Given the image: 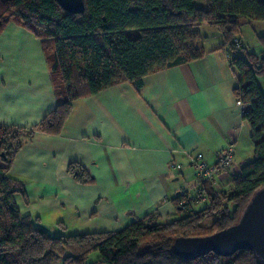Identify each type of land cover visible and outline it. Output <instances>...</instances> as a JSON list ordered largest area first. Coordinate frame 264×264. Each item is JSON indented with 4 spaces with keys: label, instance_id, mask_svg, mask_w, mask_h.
<instances>
[{
    "label": "crops",
    "instance_id": "0c3cea01",
    "mask_svg": "<svg viewBox=\"0 0 264 264\" xmlns=\"http://www.w3.org/2000/svg\"><path fill=\"white\" fill-rule=\"evenodd\" d=\"M211 29L194 27L202 57L146 75L140 87L123 82L84 94L60 132L47 134L38 125L57 98L45 54L29 30L8 23L0 31V126L33 131L8 166L23 184L25 195H15L21 214L46 227L62 225L70 235L118 231L153 212L173 214L178 193L194 195L196 154L212 166L232 147V166L213 183L226 189L232 173L253 158L252 131L235 104L234 53L220 32L205 35ZM99 258L93 252L88 262Z\"/></svg>",
    "mask_w": 264,
    "mask_h": 264
},
{
    "label": "trees",
    "instance_id": "16d2710c",
    "mask_svg": "<svg viewBox=\"0 0 264 264\" xmlns=\"http://www.w3.org/2000/svg\"><path fill=\"white\" fill-rule=\"evenodd\" d=\"M83 1L84 11L71 14L57 0H0V31L19 22L40 41L48 63L57 106L38 130L59 133L72 102L84 94L123 82L140 87L146 75L202 57L194 27L205 23L234 53L230 63L239 75L234 93L247 105L242 118L252 131L253 158L232 173L226 189L202 181L205 200L199 204V191L178 193L172 200L177 217L153 212L118 231L70 235L62 225L46 227L38 217L21 214L15 195H25L23 184L8 175V166L33 131L0 126V264H264L249 248L195 258L174 249L178 239L235 224L250 197L264 187V35L255 51L234 46L242 24L264 23V1ZM93 252L100 258L89 263Z\"/></svg>",
    "mask_w": 264,
    "mask_h": 264
},
{
    "label": "water",
    "instance_id": "95a60500",
    "mask_svg": "<svg viewBox=\"0 0 264 264\" xmlns=\"http://www.w3.org/2000/svg\"><path fill=\"white\" fill-rule=\"evenodd\" d=\"M57 1L71 14L84 11L83 0ZM246 248L251 249L264 262V187L250 197L235 224L208 236L181 238L174 244L176 253L186 258L210 252L231 255Z\"/></svg>",
    "mask_w": 264,
    "mask_h": 264
},
{
    "label": "built area",
    "instance_id": "2783aa9c",
    "mask_svg": "<svg viewBox=\"0 0 264 264\" xmlns=\"http://www.w3.org/2000/svg\"><path fill=\"white\" fill-rule=\"evenodd\" d=\"M234 46L238 49H241L243 47V42L239 39L234 40ZM236 106L239 109V113L241 116L246 113L247 111V105L244 104L241 99L236 98L235 101ZM233 161V150L232 147L227 148L226 150H223L217 155L216 162L214 165L209 166L207 162L203 159V156L201 153L196 154L195 158L193 159V167L195 169V174L197 177V184L195 187V191L200 190V183L202 181H210L215 182V177L218 172L225 171L230 169L232 166ZM205 200V196L199 191V198L196 200V202L200 203ZM183 204V202H181Z\"/></svg>",
    "mask_w": 264,
    "mask_h": 264
},
{
    "label": "rangeland",
    "instance_id": "374dc122",
    "mask_svg": "<svg viewBox=\"0 0 264 264\" xmlns=\"http://www.w3.org/2000/svg\"><path fill=\"white\" fill-rule=\"evenodd\" d=\"M211 30H215V31H212L210 34H205L210 39H211V37L213 38L215 34H219L218 33L219 31L216 30L215 28L211 29ZM259 35H264V23L253 21L251 23L242 24L241 27L239 28V31L237 32L236 36L239 37V39L246 46V50L252 52V51L256 50V47L259 44V40H258ZM197 204H199V203H197ZM170 216L172 217V214L171 215L169 214V217ZM173 216L177 217L178 213L174 212ZM55 264H62V263L58 262Z\"/></svg>",
    "mask_w": 264,
    "mask_h": 264
}]
</instances>
